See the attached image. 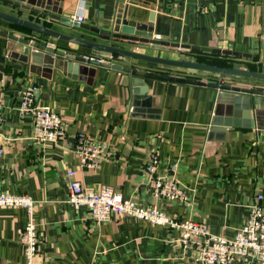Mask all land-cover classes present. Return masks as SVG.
Wrapping results in <instances>:
<instances>
[{
  "label": "crops",
  "instance_id": "0c3cea01",
  "mask_svg": "<svg viewBox=\"0 0 264 264\" xmlns=\"http://www.w3.org/2000/svg\"><path fill=\"white\" fill-rule=\"evenodd\" d=\"M39 1L52 7V13L104 30L112 28L122 7L124 18L150 24L154 37L161 40L248 55L112 40L25 11L30 19L62 33L161 56L264 70V0ZM0 8L13 11L3 3ZM0 30L20 37L30 34L43 42L77 48L89 57H110L131 65L127 58L36 34L2 20ZM23 48L22 43L0 35V54L5 57L0 64V144L4 149L0 191L28 194L35 200L34 220L45 264H202L185 251L177 240L178 230L170 225L129 215L97 221L86 206L68 202V171L72 169L87 189L113 185L144 207L156 204L173 217L202 222L213 233L226 237H233L246 223L250 205L259 193L264 205V95H256L255 106L246 108L236 102L230 90L160 78H144L136 93L128 73L111 68L99 67L95 74L80 73L76 78L71 77L73 69L67 73L57 68L31 72L26 63L12 57ZM133 63L155 73L218 79L208 72L180 73L137 59ZM226 80L264 89L263 80L240 76ZM32 85L36 102L59 113L68 125L67 135L58 142L33 137V116L21 109L23 92ZM144 97H150L146 105ZM79 132L102 149L97 168L82 166L75 151ZM152 152L159 155L157 173L173 175L186 199L153 195L145 171ZM27 220L24 207L0 206V264L26 263L20 233ZM232 264L257 263L238 258Z\"/></svg>",
  "mask_w": 264,
  "mask_h": 264
},
{
  "label": "built area",
  "instance_id": "2783aa9c",
  "mask_svg": "<svg viewBox=\"0 0 264 264\" xmlns=\"http://www.w3.org/2000/svg\"><path fill=\"white\" fill-rule=\"evenodd\" d=\"M78 21L82 17H77ZM105 61L104 57H94ZM110 60V59H109ZM34 85L26 88L22 95V111L31 113L34 122V135L37 141L58 142L67 135L68 125L62 116L49 107L36 102ZM75 151L83 167L97 168L101 159L100 146L84 132L76 137ZM4 152L0 144V155ZM159 155L152 152L146 160L145 171L150 178L152 193L156 197L186 199V192L172 176L157 173ZM68 202L76 207L86 206L93 219L103 221L113 215L134 216L156 224H166L178 230L177 240L185 251L202 264H232L238 258H246L257 264H264V205L259 193L250 205L246 223L236 230L233 237L213 233L210 228L191 218H177L167 214L156 204L144 207L134 200L124 197L113 185L103 184L97 189H87L77 178L75 170H69ZM0 206L24 207L28 220L20 233L25 247V264H45L40 254V233L34 220L35 200L28 194H13L0 191Z\"/></svg>",
  "mask_w": 264,
  "mask_h": 264
},
{
  "label": "water",
  "instance_id": "95a60500",
  "mask_svg": "<svg viewBox=\"0 0 264 264\" xmlns=\"http://www.w3.org/2000/svg\"><path fill=\"white\" fill-rule=\"evenodd\" d=\"M0 3L9 5L13 9V11H7L0 8V20L2 21H5L14 26L21 27L36 34H43L57 40H63L70 44L109 52L113 55L127 58L131 63V65H123L117 63L116 61H114V59L113 62L110 57H104L106 59L105 61H99L94 57H89L81 53L77 48L61 44L59 45L58 43L54 42H43L40 41L37 36L35 38V36L33 37L30 34H27L26 37H20L13 33H8L7 31L0 30V35L8 37L9 39L16 40L24 45L23 51L19 55L15 53L12 54L14 55L12 57H15L19 61L26 63L31 72L38 73V70L40 69L46 71L51 70L52 72L54 68H57L62 72L67 73V70L71 71V69H73L74 71L71 77L76 78L80 73L95 74L99 67H106L128 73L130 83L134 86L133 90L136 93L140 91L138 85L144 83V78L169 79L171 81L187 82L205 86L207 85L230 90L234 93L236 102L239 104H243V106H245L246 108L255 106V104L257 103L256 95H264L263 88L234 85L230 83L231 81L226 80L227 77L232 78L235 76H240L264 81V70L249 69L234 65L214 64L191 58H173L161 56L150 53L148 51H142L140 49L128 48L125 46L113 44L111 43V41H100L85 38L82 36L62 33L50 28L44 23L37 21V19H30V15H24L26 13L25 11H27L29 12V14L36 13L43 16H48L54 19L65 21L67 23H71L80 28L90 29L97 36L109 38L112 40L119 39L127 42L131 41L138 44H154L155 46L165 45L173 47H184L188 49L204 50L230 55H248L247 53L235 50L180 44L178 42L161 40L158 37H154L153 28L150 24L124 18L122 7H120L118 10V14L115 18L112 28L104 30L88 26L84 23L73 21L68 16L61 15L60 13H52L51 11H49V9L52 10V7L46 6V4L42 3L39 0H0ZM40 7H45L46 9ZM4 58L5 57L0 54V64L4 62ZM135 59L166 65L179 70L180 73L184 70L213 73L217 75L218 79L216 81H207L196 77H191L190 75H169L155 73L142 69L141 67H135L133 63ZM223 81H225V83ZM144 98L145 100L143 101V103H145L144 105H146V101L147 99L150 101V97ZM135 108H137V105ZM133 114L141 115V113L137 112H134Z\"/></svg>",
  "mask_w": 264,
  "mask_h": 264
}]
</instances>
